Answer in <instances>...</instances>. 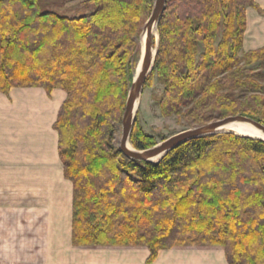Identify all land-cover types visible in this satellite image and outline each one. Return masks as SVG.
<instances>
[{
  "label": "trees",
  "instance_id": "obj_1",
  "mask_svg": "<svg viewBox=\"0 0 264 264\" xmlns=\"http://www.w3.org/2000/svg\"><path fill=\"white\" fill-rule=\"evenodd\" d=\"M154 0H85L77 18L38 0H0V93L65 92L54 129L73 186L78 248H222L228 264H264V142L217 134L177 146L158 163L114 145ZM253 0H166L152 73L161 116L190 126L242 116L264 125V47L244 52ZM137 118V117H136ZM137 120V119H136ZM138 151L156 145L136 129Z\"/></svg>",
  "mask_w": 264,
  "mask_h": 264
},
{
  "label": "crops",
  "instance_id": "obj_2",
  "mask_svg": "<svg viewBox=\"0 0 264 264\" xmlns=\"http://www.w3.org/2000/svg\"><path fill=\"white\" fill-rule=\"evenodd\" d=\"M246 9L244 52L264 47V0ZM62 90L0 93V264H148L146 248L72 245V183L54 129ZM151 264H228L222 248L162 250Z\"/></svg>",
  "mask_w": 264,
  "mask_h": 264
},
{
  "label": "water",
  "instance_id": "obj_3",
  "mask_svg": "<svg viewBox=\"0 0 264 264\" xmlns=\"http://www.w3.org/2000/svg\"><path fill=\"white\" fill-rule=\"evenodd\" d=\"M165 1L166 0H154L151 14L144 24L139 37V42L141 45V37L144 33H146L143 48L140 49L139 65L135 68L132 83L128 91L124 112L121 118V134L118 141V151L129 161L155 164L165 157L170 151L183 143L221 133H230L219 131V129L233 122L248 124L253 129L260 132L264 137V125L242 116H230L178 133L147 150L138 151L131 146L129 138L136 120L138 101L144 89L146 79L152 73L154 68V61L158 47L157 25L165 10ZM152 27H154L156 30V37L151 34ZM153 49L155 50L154 55H152ZM244 138L264 142V139H255L251 137ZM128 144L131 148L128 147ZM153 160L156 161L154 162Z\"/></svg>",
  "mask_w": 264,
  "mask_h": 264
},
{
  "label": "rangeland",
  "instance_id": "obj_4",
  "mask_svg": "<svg viewBox=\"0 0 264 264\" xmlns=\"http://www.w3.org/2000/svg\"><path fill=\"white\" fill-rule=\"evenodd\" d=\"M84 1L85 0H38V3L42 12H54L62 17L77 18L91 14L94 11L93 7L83 5ZM140 49L141 45L138 39V56L136 64L139 59ZM162 92L163 87L157 82L156 76H154L151 85L149 87H144L137 105L136 129L140 128L145 135L152 137L156 144H159L178 133L198 127L186 124L181 117L161 116L157 101ZM120 134L121 121L120 124L117 125L115 133L114 145L117 146V148Z\"/></svg>",
  "mask_w": 264,
  "mask_h": 264
},
{
  "label": "bare ground",
  "instance_id": "obj_5",
  "mask_svg": "<svg viewBox=\"0 0 264 264\" xmlns=\"http://www.w3.org/2000/svg\"><path fill=\"white\" fill-rule=\"evenodd\" d=\"M151 34L154 37H156V30L154 27H152V29H151ZM145 37H146V33H144L141 37V48H143V43H144ZM154 51L155 50L153 49L152 55H154ZM139 59H138V62L136 64V67H138V65H139ZM219 131L230 132V133L236 134L238 136L251 137V138H255V139H264V137L261 135V133L255 129H253L250 125L244 124V123H239V122L229 123V124L223 126L222 128H220ZM118 140H119V138H118ZM128 147L131 148L129 144H128ZM153 161L155 162L156 160H153Z\"/></svg>",
  "mask_w": 264,
  "mask_h": 264
}]
</instances>
